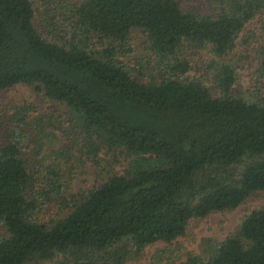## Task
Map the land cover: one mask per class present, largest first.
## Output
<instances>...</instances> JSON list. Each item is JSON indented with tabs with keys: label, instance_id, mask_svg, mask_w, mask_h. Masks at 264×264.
I'll return each instance as SVG.
<instances>
[{
	"label": "trees",
	"instance_id": "1",
	"mask_svg": "<svg viewBox=\"0 0 264 264\" xmlns=\"http://www.w3.org/2000/svg\"><path fill=\"white\" fill-rule=\"evenodd\" d=\"M208 4L0 0V91L35 87L65 107L58 120L0 114V264H126L264 194V89L236 93L228 62L264 0ZM134 32L148 53L130 62ZM256 51L264 80V42ZM200 54L203 75L191 76ZM102 153L124 157L123 171L67 194L73 160L101 167ZM165 251L168 264H264V206L202 255L176 263Z\"/></svg>",
	"mask_w": 264,
	"mask_h": 264
},
{
	"label": "rangeland",
	"instance_id": "2",
	"mask_svg": "<svg viewBox=\"0 0 264 264\" xmlns=\"http://www.w3.org/2000/svg\"><path fill=\"white\" fill-rule=\"evenodd\" d=\"M184 8H193L201 12H208L210 6L208 0H177ZM144 36L140 32H134L132 36V44L135 53L129 57L130 62L135 60L137 56L143 57L147 54ZM264 42V12L248 24L244 32L237 40V49L235 54L229 58L238 71L239 83L235 87V92L238 94L249 95L255 92L256 89L263 87L264 80L258 78L257 70L259 61L257 60V47ZM192 60V70L188 72L191 76H201L204 70V62L209 58L207 54L188 57ZM164 66V65H163ZM166 67V66H165ZM200 67V68H199ZM264 91V90H263ZM30 108V109H29ZM25 109H29L25 116L35 119L38 115L45 116L54 114L58 120L57 112H64L65 107L54 103L37 93L35 87L19 85L11 89L0 91V114L2 118L8 120L11 117L21 118V113ZM58 110V111H57ZM24 117V114L22 115ZM64 126H68V118L65 117ZM58 128L53 130L57 138L53 140V145L60 147L65 142V137ZM101 167H96L92 162H78L73 160L75 167V175L71 176L70 187L67 194L78 193L82 190L90 189L98 181H102L107 174L111 172H121L126 166L125 160L122 158L115 164V160L111 155L106 153L101 154ZM112 161V162H111ZM110 167L105 168L106 165ZM264 206V194H260L246 204L238 207L235 210L213 213L203 219L193 220L187 229L184 237L174 242L173 246H168L165 243H158L148 247L143 257L137 261H130L126 264H168L166 261L169 252L165 250L172 249L175 256V262L179 263L178 259H186L188 252L202 255L207 248L215 242H223L228 236L236 232L241 226L244 218L253 210ZM59 209L57 207L47 208L42 213V219L47 221L50 217L57 216ZM0 226V231H1ZM166 252V253H165ZM180 257V258H179ZM58 259L51 262H33L30 264H58ZM180 261V260H179Z\"/></svg>",
	"mask_w": 264,
	"mask_h": 264
}]
</instances>
